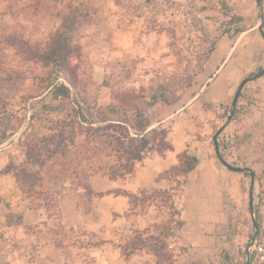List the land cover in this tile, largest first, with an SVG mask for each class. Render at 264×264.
I'll return each instance as SVG.
<instances>
[{"label": "rangeland", "instance_id": "1", "mask_svg": "<svg viewBox=\"0 0 264 264\" xmlns=\"http://www.w3.org/2000/svg\"><path fill=\"white\" fill-rule=\"evenodd\" d=\"M233 15L242 21L231 20ZM262 18L264 6L257 0L234 5L226 0H0V202L9 200L15 207L34 196L30 202L58 220L62 196L72 192L84 219L73 227L70 241L93 245L97 236L88 234L87 222L110 228L113 218L133 214L134 198L121 196L118 214L97 194L124 191L135 174L112 180L97 170L104 162L115 164V153L102 146L108 137L91 136L87 124H76L75 102L111 118L138 107L151 125L168 117L149 130L165 129L172 146L174 139L184 143L181 151L199 159L181 192L173 191L186 222L171 241L177 264H241L240 252L255 236L251 206L260 214L261 234L247 250H256L264 262V127L253 126L257 99L246 89L257 79L244 85L233 119L217 137L226 162L252 169V189L249 173L228 170L213 144L240 82L264 68ZM237 28L245 31L235 33ZM58 34L67 36L70 58L64 76L57 77L41 55ZM64 78L75 91L69 99H53L51 86L65 83ZM154 94H163L165 101L148 105ZM263 106L264 99L262 112ZM160 141L159 134L151 138L153 144ZM32 144L40 146L41 157L26 161L24 151ZM234 146L241 151L233 153ZM14 167L39 177L30 185L22 175L16 182ZM155 182L160 189L176 186L159 177ZM139 193H134L137 199ZM159 206L134 207L147 220L161 222L168 209ZM132 236L124 232L121 239ZM4 243L10 245L8 239ZM119 244L107 250L105 261L87 255L90 264L151 262L146 252L126 259L116 250ZM119 255L122 261L113 262Z\"/></svg>", "mask_w": 264, "mask_h": 264}, {"label": "trees", "instance_id": "2", "mask_svg": "<svg viewBox=\"0 0 264 264\" xmlns=\"http://www.w3.org/2000/svg\"><path fill=\"white\" fill-rule=\"evenodd\" d=\"M262 0L258 1V6H261ZM261 18V16H260ZM231 20L237 22L242 21L239 16H231ZM262 36L264 35L263 27L264 22L261 23ZM235 33H242L245 30L243 28H237ZM261 33V32H260ZM70 47L68 45L67 36L65 34H58L52 40V44L49 47L47 53L42 54L41 57L45 63L51 65V70L58 77L64 76L63 72L68 68V61L70 58ZM262 70L259 69V72ZM65 79V83H56L51 86V94L53 99H69L72 95V91H75V87L68 80ZM158 101H165L163 94H154L149 98L148 105L153 106ZM81 103V101H80ZM75 102L77 108L74 112V121L78 124V121L87 124V131L91 136L105 135L108 137L102 142V146L115 153L116 162L111 164L104 162L97 168L99 172L107 175L110 179H124L126 176L133 174L135 165L149 154L157 153L163 155L168 151H172L173 146L170 139L167 136L165 129H150L151 125L149 120L139 111L138 107L131 106V114L128 115L127 110H123L122 116L118 118H111L110 116H103L101 111H94L85 102L80 104ZM120 108H117L119 110ZM237 111V109H236ZM235 111V113H236ZM88 117V119L86 118ZM74 121L69 122L70 127L73 128ZM96 126L94 127L93 125ZM159 134L161 141L157 144L151 142L152 136ZM89 135V134H88ZM105 137V138H106ZM220 150L221 156L224 158L223 150L221 149L219 142H213ZM26 161L33 159L38 160L41 157V148L36 144L26 146L24 151ZM38 161L30 162L37 164ZM199 165V159L196 156L190 155L186 150L181 151L177 155V164L170 167L168 170L160 174L159 178H162L168 182L169 185L176 184L172 190L158 189L153 192L142 190L137 199L134 193L127 191L117 192V195H123L132 197L134 200L131 203V212L135 213V205L140 210L148 208L151 205H160L158 209H168V217L161 222H155L149 224L148 228L144 230H134L133 236L129 240L122 244L117 245L121 254L126 258L138 254L140 252H146L152 256L151 262L146 264H177L176 255L174 249L171 247V241L177 238L178 233L186 225L185 220L182 218V209L178 207L174 200L173 191L178 190L181 192L182 187L187 183L188 176L195 171ZM5 174H9L10 171L6 169ZM246 173V172H244ZM24 176V180L30 184L36 182L35 179L39 177L34 172H29L25 168L17 169L14 167L13 178L16 182L19 181V176ZM29 188V187H28ZM98 195V194H97ZM253 210V208H252ZM255 218L256 223L254 226L255 236L261 234L260 214L257 211ZM15 215H10L7 224H13L12 218ZM18 217V218H17ZM16 224L20 222L21 217L17 216ZM254 225V222H253ZM252 238V237H251ZM256 238L251 239L249 245L245 248L244 252H240L245 256V259L241 264H264L259 262L256 250H247L255 245Z\"/></svg>", "mask_w": 264, "mask_h": 264}, {"label": "crops", "instance_id": "3", "mask_svg": "<svg viewBox=\"0 0 264 264\" xmlns=\"http://www.w3.org/2000/svg\"><path fill=\"white\" fill-rule=\"evenodd\" d=\"M226 1L234 5L239 4L243 0ZM262 5L264 6V0H262ZM262 21H264L263 18ZM229 55L230 53H228L223 65L229 61ZM218 83L223 84V81L220 80ZM251 83L253 86H247L246 89L251 94V97L257 99V107L254 110V115L252 114V118L255 121L253 126L262 130V127H264V111L262 112L264 75ZM257 86H260V89H257ZM252 87L255 90H252ZM179 111L177 110L172 115H177ZM242 117L248 118V116ZM242 117L237 118L241 119ZM238 119L234 121L239 122ZM167 121L168 117L150 125L151 127H155L154 125L163 126ZM183 144L176 143L174 139L172 151H168L163 155H149L142 162L137 163L134 168L135 177L131 182L124 185L123 190L137 193L142 190L153 192L154 189H160L161 187H156V185H159L158 182H155L156 178L170 167L176 165L177 155L181 151ZM232 150L233 153L241 151L237 146L232 147ZM188 177L190 178L191 174ZM121 196L123 195L104 192L98 193L96 197H99L100 201L110 202V208L114 212L122 214L120 210L123 202ZM33 197H23L21 202L16 204L15 207L8 204L9 200L2 199L0 202V238L8 239V243H10L9 245L4 243V240H0V264H90V257L96 256L99 261L103 256L105 261L107 250L111 249L112 245L118 242L122 244L129 240L130 237L121 239L124 232L132 234L134 230L148 228L149 222H160L158 219L147 220L146 213L137 211L129 217L118 215L113 218L110 228L104 227L101 222L97 224L95 221H89L86 224L88 234L94 236V238L97 236V240L93 242V245H86L83 241H70L74 232L73 227L76 229L77 224L83 222L84 219L81 208L77 209V197L72 192L62 196L60 203L61 217L58 220L46 214L47 209L44 206L30 202ZM10 214L20 216V222L16 224V221H12L13 224L8 225L7 220ZM122 220L126 223L125 225L122 224ZM106 225L108 226V224ZM116 250L119 251L120 249ZM117 260L118 262L119 260L122 261V257L119 255L116 259H113V262L117 263Z\"/></svg>", "mask_w": 264, "mask_h": 264}, {"label": "water", "instance_id": "4", "mask_svg": "<svg viewBox=\"0 0 264 264\" xmlns=\"http://www.w3.org/2000/svg\"><path fill=\"white\" fill-rule=\"evenodd\" d=\"M259 1V0H258ZM259 31L261 32L262 34V28L259 26ZM264 37V35H263ZM264 75V68H262V70L256 74L254 77H247V78H244L237 90H236V93L233 97V100H232V104H231V110L229 112V114L227 115L226 117V120L225 122L221 125V127L216 131L213 139L214 141H217V137L222 133V131L226 128V126L228 125V123L233 119L234 117V114H235V111H236V107H237V102H238V99H239V96H240V93H241V90L242 88L244 87V85L247 83V82H250L252 81L253 79H257V78H260ZM216 155L217 157L219 158V160L221 161V163L230 171L232 172H237V173H244V172H248L249 175H250V178H251V189H252V186H253V182H254V172L252 171V169H250L249 167H238V166H233L231 164H229L228 162H226V160L221 156L220 154V150L219 148L216 146ZM251 195V194H250ZM251 208V212H253L252 210V206L250 207ZM254 222V226H256V223L255 221L253 220ZM255 239V236L253 237V240Z\"/></svg>", "mask_w": 264, "mask_h": 264}]
</instances>
